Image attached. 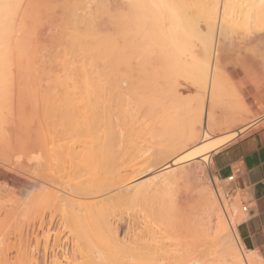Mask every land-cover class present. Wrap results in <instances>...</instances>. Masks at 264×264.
<instances>
[{"label": "bare ground", "instance_id": "1", "mask_svg": "<svg viewBox=\"0 0 264 264\" xmlns=\"http://www.w3.org/2000/svg\"><path fill=\"white\" fill-rule=\"evenodd\" d=\"M232 80L264 81V0H0L2 256L30 225L50 264H259L237 193L189 192L197 215L175 213L179 151L215 183L212 154L264 127Z\"/></svg>", "mask_w": 264, "mask_h": 264}, {"label": "rangeland", "instance_id": "2", "mask_svg": "<svg viewBox=\"0 0 264 264\" xmlns=\"http://www.w3.org/2000/svg\"><path fill=\"white\" fill-rule=\"evenodd\" d=\"M229 44H227L226 46L224 45V47H222L223 49L222 50H228V52H232L233 50H232V45H231V47L230 46H228ZM223 52V51H222ZM225 52V51H224ZM228 52H225V53H227V54H230V53H228ZM231 54H234L233 52L231 53ZM244 82L245 81H238V80H232V81H228V83H229V88H230V90L232 91V92H235L236 93V95H235V97H238L239 99H241L242 100V102H243V104L245 105V107L247 108V110H248V112H249V114H250V116L249 115H247L246 113H244L243 112V118H242V120L243 121H245V119H253L255 116H262V115H264V113H262V111L261 110H259V109H257L254 105H253V101L250 99V96L251 95H253L256 91L254 90V88H257V86L255 85L256 83H257V85L259 84L260 85V87H258L257 89H258V91H259V94L258 95H264V81H256V83H255V81L253 82V83H250V81H249V83L247 84V83H245L244 84ZM231 84V85H230ZM258 85V86H259ZM233 89H232V88ZM234 90V91H233ZM238 93V94H237ZM148 98H151V96L149 97L148 96ZM241 100H239V101H241ZM150 105V104H149ZM149 109L150 108H153V107H148ZM151 110V109H150ZM245 121V123L247 122H249V120L248 121ZM244 123V122H243ZM245 123L244 124H242V125H245ZM246 123V124H247ZM256 127H258V128H256ZM250 128V129H249ZM248 128V130L246 129L243 133H241L240 135H237V137H240V136H244V135H247V134H249V133H251V132H253V131H259V132H261L263 135H264V127H262V126H260V125H258V126H255V127H249ZM226 132H229V130H225L224 132H220L219 134H223V133H226ZM236 137V138H237ZM209 138V137H208ZM235 139V138H234ZM234 139H232V140H234ZM231 140V141H232ZM199 141V140H198ZM197 142V141H196ZM195 142V144L194 145H196V144H198V143H200V141L198 142V143H196ZM193 145V146H194ZM190 147H192V145H190V146H188V148L187 149H189ZM187 149H182L181 151H179L178 153H179V156H182L183 155V158L186 156L185 155V153L187 154H189V153H191V152H193L194 150L193 149H189V151L190 152H187ZM185 150H186V152H185ZM192 150V151H191ZM183 152H185V153H183ZM177 153V154H178ZM176 154V155H177ZM180 159L179 160V163L177 164V166H184L185 164H187V163H189V165H191V164H193V166H190L191 167V169L190 168H188L187 170H185L184 172H182V174H183V177L182 176H180V180H179V182L177 181V185L174 187V193H175V195L176 196H180L179 198L177 197V202H179V204L181 205V206H178V204H177V208H175V213H176V216L177 217H185L186 218V216H191V214H193V212L195 213V211H196V215H197V209H199L198 207L200 206V202L198 203H196V202H194L195 201V199L192 201V199L190 200V198L188 197V199H187V197L186 196H191V194H202V196H203V194H205L206 192H208V190L209 189H211L212 190V192H213V194L215 195V197L217 198V193H216V190H215V188L217 189V190H219V188H221L222 186H223V188L225 189V195H226V198L228 199V200H230L232 197H233V193L231 192V189H230V187H229V183H230V181H228V180H225V181H222V180H220L218 177V179H216L215 178V183H213V182H211L212 180H211V176L209 175V174H206L205 176L207 177H205V176H203V172L201 173V169L199 168V167H196L195 166V164L192 162V161H188V162H185L184 161V159ZM181 161V162H180ZM197 169H198V171H197ZM195 171V172H194ZM214 173H215V171H214ZM181 174V175H182ZM192 175H193V177H192ZM215 175H216V173H215ZM217 176V175H216ZM206 178V179H208L206 182H205V180H204V178ZM197 179V180H196ZM186 181V182H185ZM189 181V182H188ZM192 181V182H191ZM202 181V182H201ZM203 182H205L206 184H204ZM182 183V184H181ZM190 183H191V187H190ZM193 183V184H192ZM196 183H203V185H200V186H195V184ZM213 183V184H212ZM205 185H210V186H205ZM213 185V186H212ZM192 186H193V188H192ZM202 186H205V187H209V188H205V187H202ZM211 187V188H210ZM204 189L203 191H200L201 189ZM206 189V190H205ZM204 191H206L205 193H204ZM191 194H190V193ZM199 192V193H198ZM185 194V195H184ZM186 194H188V195H186ZM151 198V199H150ZM149 201H147L148 203V208H147V210L149 209H151V206H152V209H154L153 207H155L156 206V204H155V198H153V197H149V199H148ZM197 200V199H196ZM149 202H151V203H149ZM153 203V204H152ZM147 204H146V207H147ZM187 206V207H186ZM188 208H189V210H188ZM242 208H243V205L240 203V201L238 202V207H237V210L239 211V212H241V216H240V220H237V223L234 221L233 223H232V227H233V229L235 230L234 232L236 233V236L238 237V241H240L241 242V244H243V242H242V240L240 239V237H239V233H238V230H237V226H238V224L240 223V222H242L244 219H245V217H246V212L245 211H242ZM149 210L147 211V213L148 214H150V212H151V210H150V212H149ZM185 210H187V211H185ZM199 212V211H198ZM185 214H186V216H185ZM194 214V215H195ZM195 215V216H196ZM150 216H152V214L151 215H148V217H147V219H149L148 220V224L147 225H149L147 228H149L148 230L150 231H152V229H154L153 231H157V229H159L156 225H158V223L157 222H155L156 220L153 218V216L152 217H150ZM151 218V219H150ZM152 218H153V220H155V221H153L152 220ZM151 220V221H150ZM153 222H155V224H153ZM182 224L184 225V222L182 221V223H180V224H178V225H176L177 227H176V234L178 235V236H182L183 235V233H184V230H185V225L184 226H182ZM181 225V226H180ZM28 225H25L23 228H22V230H21V235H20V237H19V239H20V248H21V250H22V255L20 256V258H17V259H14V258H9V260H7V259H5L3 256H2V254L0 253V264H50V259H48L47 258V255L46 254H44V251H45V247H44V245H43V243H41L39 246H38V248H36V246H35V243H34V239H33V233H32V228L30 227V225L27 227ZM155 226V227H154ZM161 226H163V225H161ZM21 226H20V224L18 225V228H17V226L15 227L17 230H19V228H20ZM151 227V228H150ZM152 227H154V228H152ZM179 227V228H178ZM166 228V227H165ZM229 229H230V227H229ZM167 230V229H166ZM169 230V229H168ZM178 230V231H177ZM181 230V231H180ZM161 232H163V229L161 230ZM160 232V233H161ZM168 232V233H167ZM164 234H162L163 236H161L162 237V240H161V238H160V236H159V241L161 240L162 242H164V239H165V242L167 243V241H168V239L169 238H171L170 237V235L172 234V232L171 231H165V229H164V232H163ZM171 233V234H170ZM179 233V234H178ZM157 235H158V232H157ZM50 236H52V231H50ZM169 236V237H168ZM164 238V239H163ZM180 238V237H179ZM170 240V239H169ZM169 242V241H168ZM17 243H16V246H19ZM10 248V250L9 249H7L8 251H10V252H14V248L15 247H9ZM13 250H12V249ZM243 248H244V252H250V251H248L247 249H246V247H245V245L243 244ZM46 253H48L49 251H50V248L49 247H46ZM7 251V252H8ZM0 252H2V250H0ZM252 252V251H251ZM11 256V255H10ZM259 256V255H258ZM256 258H258L257 259V262L259 263V264H264V262L261 260V258H260V256L259 257H257V256H255V259ZM19 259H21V260H19ZM257 262H255V263H257ZM197 264H199V263H197Z\"/></svg>", "mask_w": 264, "mask_h": 264}, {"label": "crops", "instance_id": "3", "mask_svg": "<svg viewBox=\"0 0 264 264\" xmlns=\"http://www.w3.org/2000/svg\"><path fill=\"white\" fill-rule=\"evenodd\" d=\"M217 177L229 176L232 193L245 206L246 217L237 226L239 237L248 251L264 262V135L253 131L230 141L212 156Z\"/></svg>", "mask_w": 264, "mask_h": 264}, {"label": "built area", "instance_id": "4", "mask_svg": "<svg viewBox=\"0 0 264 264\" xmlns=\"http://www.w3.org/2000/svg\"><path fill=\"white\" fill-rule=\"evenodd\" d=\"M232 179H233V176H229V177L227 178L228 181H231ZM245 208H246V207L243 206L242 210L245 211Z\"/></svg>", "mask_w": 264, "mask_h": 264}]
</instances>
